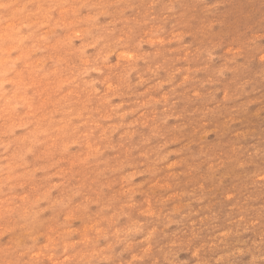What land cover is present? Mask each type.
<instances>
[{"label": "rangeland", "instance_id": "obj_1", "mask_svg": "<svg viewBox=\"0 0 264 264\" xmlns=\"http://www.w3.org/2000/svg\"><path fill=\"white\" fill-rule=\"evenodd\" d=\"M0 264H264V0H0Z\"/></svg>", "mask_w": 264, "mask_h": 264}, {"label": "bare ground", "instance_id": "obj_2", "mask_svg": "<svg viewBox=\"0 0 264 264\" xmlns=\"http://www.w3.org/2000/svg\"><path fill=\"white\" fill-rule=\"evenodd\" d=\"M130 57V56H129ZM131 61V60H130ZM126 85V84H125ZM224 98V97H223ZM219 103V102H218ZM233 151V150H232ZM256 162V161H255ZM162 167V166H161ZM260 179V178H259ZM193 191V190H192ZM134 192V191H133ZM58 198V197H57ZM199 219V218H198ZM193 223V222H192ZM238 223V222H237ZM139 225V224H138ZM223 247V246H222Z\"/></svg>", "mask_w": 264, "mask_h": 264}]
</instances>
